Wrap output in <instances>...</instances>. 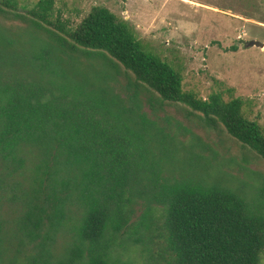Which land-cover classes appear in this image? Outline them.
<instances>
[{
  "label": "trees",
  "instance_id": "16d2710c",
  "mask_svg": "<svg viewBox=\"0 0 264 264\" xmlns=\"http://www.w3.org/2000/svg\"><path fill=\"white\" fill-rule=\"evenodd\" d=\"M51 9L39 0L27 17L0 1V19L27 28L23 38L0 26V264H134L126 255L135 250L142 264H259L260 207L191 175L158 183L161 140L107 79L121 67L134 80L132 102L142 90L182 104L264 160V134L241 101L183 91L179 73L104 7L64 36L42 25ZM138 199L147 204L133 222Z\"/></svg>",
  "mask_w": 264,
  "mask_h": 264
},
{
  "label": "rangeland",
  "instance_id": "374dc122",
  "mask_svg": "<svg viewBox=\"0 0 264 264\" xmlns=\"http://www.w3.org/2000/svg\"><path fill=\"white\" fill-rule=\"evenodd\" d=\"M13 1L16 12L31 17L39 0ZM51 7L46 17L50 24L41 23L62 36L91 8H106L129 26L136 40L179 73L183 91L203 100L210 94H219L224 101L238 98L243 116L256 122L264 134V46L246 45L248 41L264 44V0H51ZM0 26L23 38L27 33L26 25L16 19H0ZM78 61L75 66L85 70V60ZM111 75L107 83L112 93L126 105L135 102L134 109L149 123V133L161 140V145L152 144L163 160L158 183L191 175L203 184L237 193L250 209L260 207L264 214V196L259 192L264 188V160L231 138L220 124L207 126L201 114L182 104L149 99L153 97L142 90L132 102V75L121 67ZM146 204L136 200L133 222ZM159 211L153 210V216ZM67 240L65 236L55 240L57 255ZM126 256L135 259L134 264L144 260L136 250ZM259 264H264V250Z\"/></svg>",
  "mask_w": 264,
  "mask_h": 264
},
{
  "label": "water",
  "instance_id": "95a60500",
  "mask_svg": "<svg viewBox=\"0 0 264 264\" xmlns=\"http://www.w3.org/2000/svg\"><path fill=\"white\" fill-rule=\"evenodd\" d=\"M247 46H253V47H258V48H262L264 46L263 43L257 42V41H248L246 43Z\"/></svg>",
  "mask_w": 264,
  "mask_h": 264
}]
</instances>
